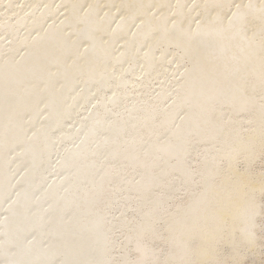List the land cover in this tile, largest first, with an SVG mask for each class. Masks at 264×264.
<instances>
[{
  "label": "bare ground",
  "instance_id": "obj_1",
  "mask_svg": "<svg viewBox=\"0 0 264 264\" xmlns=\"http://www.w3.org/2000/svg\"><path fill=\"white\" fill-rule=\"evenodd\" d=\"M0 264H264V0H0Z\"/></svg>",
  "mask_w": 264,
  "mask_h": 264
},
{
  "label": "rangeland",
  "instance_id": "obj_2",
  "mask_svg": "<svg viewBox=\"0 0 264 264\" xmlns=\"http://www.w3.org/2000/svg\"><path fill=\"white\" fill-rule=\"evenodd\" d=\"M108 92H109V91H107V93H108ZM54 161H55V158H54ZM54 161H53V164H52V166H54ZM17 174H18V173L16 172V174H15V176H16V177H18V176H19V175L17 176ZM11 195H12V194H11ZM11 195L9 196L10 198H11ZM2 213H4V210H3V212H2ZM3 218H4V216H3Z\"/></svg>",
  "mask_w": 264,
  "mask_h": 264
}]
</instances>
